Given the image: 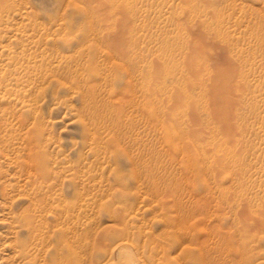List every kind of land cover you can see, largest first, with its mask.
I'll return each instance as SVG.
<instances>
[{
    "label": "rangeland",
    "instance_id": "obj_1",
    "mask_svg": "<svg viewBox=\"0 0 264 264\" xmlns=\"http://www.w3.org/2000/svg\"><path fill=\"white\" fill-rule=\"evenodd\" d=\"M264 264V0H0V264Z\"/></svg>",
    "mask_w": 264,
    "mask_h": 264
},
{
    "label": "bare ground",
    "instance_id": "obj_2",
    "mask_svg": "<svg viewBox=\"0 0 264 264\" xmlns=\"http://www.w3.org/2000/svg\"><path fill=\"white\" fill-rule=\"evenodd\" d=\"M131 264H134V260H130ZM127 264V263H126Z\"/></svg>",
    "mask_w": 264,
    "mask_h": 264
}]
</instances>
